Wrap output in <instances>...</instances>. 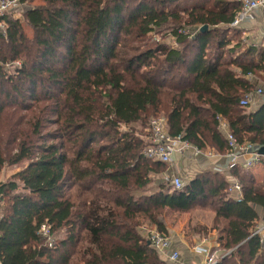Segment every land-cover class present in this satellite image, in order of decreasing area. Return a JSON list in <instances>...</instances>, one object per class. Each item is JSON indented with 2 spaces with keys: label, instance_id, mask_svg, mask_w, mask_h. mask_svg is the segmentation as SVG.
<instances>
[{
  "label": "trees",
  "instance_id": "1",
  "mask_svg": "<svg viewBox=\"0 0 264 264\" xmlns=\"http://www.w3.org/2000/svg\"><path fill=\"white\" fill-rule=\"evenodd\" d=\"M42 1L24 14L33 36L9 16L0 30V173L27 162L0 181V264H170L140 223L144 215L169 235L167 208L215 212L217 240L229 251L216 264H264V230L256 233L264 180L237 165L230 177L242 184L240 199L219 172L151 191L152 175L168 165L144 156L149 132L133 126L149 128L165 112L172 135L228 152L221 115L241 142L264 145V104L254 112L240 104L264 80V48L241 50L240 31L221 28L241 2L201 0L182 13L165 8L180 0ZM184 15L199 30L184 28ZM171 17L179 48L122 56L131 38ZM44 223L65 236L49 246Z\"/></svg>",
  "mask_w": 264,
  "mask_h": 264
},
{
  "label": "built area",
  "instance_id": "2",
  "mask_svg": "<svg viewBox=\"0 0 264 264\" xmlns=\"http://www.w3.org/2000/svg\"><path fill=\"white\" fill-rule=\"evenodd\" d=\"M21 3V0H0V14H4L6 11L17 8L21 5ZM259 8L264 14V0H243L241 8L236 12L233 20L227 24V26L230 28L241 27L251 18L255 10ZM197 30L199 29L197 28ZM172 38V47H179L176 37L173 36ZM255 95L263 96L264 88L258 87L254 91L246 93L241 98L240 104L244 107H249ZM217 119L219 122L218 128L225 134L228 141L229 150L227 155L230 158L228 165L229 170L237 165H242L244 168H252L257 164H264V155L259 152L260 147L258 145L254 143L241 142L230 130L229 123L223 116L219 115ZM148 132L149 143L144 148L143 154L145 157L152 160L170 165L173 163L174 156L176 154L186 155L194 158V160H197L207 154L205 150L185 138L183 134L172 135L168 127V120L164 116L152 118L149 124ZM242 158L244 159L241 160ZM215 171L221 172L223 169L216 168ZM164 180L175 190H180L185 186L184 180L179 175L166 173ZM229 189L230 194L235 199H240L243 196L242 184L239 180L233 179ZM2 207L3 200L0 188V217L3 214ZM263 230L264 222L258 226L256 233H261ZM39 233L46 238L49 246H53L55 237L50 224H42ZM148 238L150 239L152 246L156 248L162 256L169 258L171 261L179 259L180 253L173 250V239L170 235H165L158 229L152 228L148 231ZM198 249L201 252L207 253V264H216L215 257L213 254H210L208 248L201 246Z\"/></svg>",
  "mask_w": 264,
  "mask_h": 264
},
{
  "label": "crops",
  "instance_id": "3",
  "mask_svg": "<svg viewBox=\"0 0 264 264\" xmlns=\"http://www.w3.org/2000/svg\"><path fill=\"white\" fill-rule=\"evenodd\" d=\"M237 1H240L241 4L243 2V0ZM235 29H238L241 34V50L248 46H253L258 49L264 48V14L260 8L255 10L254 14L249 20H247V22L241 27ZM234 42L235 41H233V43ZM259 80L260 83L263 82V78ZM260 83L258 84V87L264 88V84ZM263 104L264 95H255L247 110L249 112H254ZM205 151L207 154L197 160L186 155L176 154L173 163L168 165L167 173L181 176L186 184L200 173L219 172L215 171V169L221 168L223 171L219 173L228 176L232 183L234 178L230 177L231 170L228 168L230 162V158L227 155L228 152L215 151L210 146H208ZM243 159L244 158L241 160ZM249 169L254 173L257 181H261V179L264 178V164H257ZM230 186L231 184H229V188ZM258 209L263 215L262 217H264L263 210L260 208ZM167 210L170 212V218L166 217V220L163 219V221L168 229L169 235L173 239V250L180 253L179 259L173 261L171 264H207L208 255L206 252H201L198 249L201 246L209 249L210 254L214 255L216 263L220 258L229 253L228 250L219 245L217 240L218 230L213 228L215 221V212L213 210L208 208H198L193 211L194 216H190L189 218L185 217V214L188 212L174 211L170 208H167ZM182 216L187 218L184 223L182 222V219L185 218ZM261 222H264V218H262Z\"/></svg>",
  "mask_w": 264,
  "mask_h": 264
},
{
  "label": "rangeland",
  "instance_id": "4",
  "mask_svg": "<svg viewBox=\"0 0 264 264\" xmlns=\"http://www.w3.org/2000/svg\"><path fill=\"white\" fill-rule=\"evenodd\" d=\"M135 2H137L138 0H134ZM134 1L132 2V4H134ZM201 1V0H180L177 3L174 2H168L166 3V10H181L185 7H189L190 5ZM39 4H43L42 0H30L28 2L25 3H21L20 6H18L17 8H13L9 11H6L4 14H0V30H4L6 28L7 25V19H5L6 16H9L11 18H19L25 27V31L27 32L28 35L33 36V30L32 28L27 25L26 21H25V12L27 9H30L34 6H37ZM158 7L160 8V5L157 3ZM183 13V11H182ZM187 20L186 15H184V19H183V23L184 24V28H186L188 31H193L197 29V25L189 23ZM177 25L176 21L174 19L169 18L168 21L164 22L161 26L155 28L153 31H150L149 33H147L144 37L139 38V39H134L131 38L132 40H129L128 43H126L127 45H125L123 47V53L122 56L124 58L129 57L135 53H138L142 50H145L147 47H151V46H156L157 44H167L168 46H170L172 48V26ZM223 27L221 28H225L228 29L229 27L226 25H221ZM130 39V38H129ZM180 46V45H179ZM179 48V47H177ZM17 63L19 62H15V63H10L7 65V68L9 70L10 73H13V69L14 66L17 65ZM260 84H264V80L262 83ZM159 116H164L166 117L165 112H160L158 114ZM156 115V116H158ZM154 118L153 116H151L148 120H147V124L149 122V120L151 121V119ZM146 124V126H147ZM133 126H135L137 128V131L139 132V134H146L148 127L144 128L142 125H140L139 123H134ZM169 127V125H168ZM54 128V126H53ZM146 137V136H145ZM148 138V136H147ZM27 165V162L18 164V165H6L3 167L1 173H0V181L1 182H7L12 178V175L16 172H18L19 170L23 169L25 166ZM168 172V168H163L159 173L152 175L153 176V181L150 184L149 188L152 189L151 191H155L159 188V184L161 182H166L164 180L165 174ZM263 179H261V181H263ZM175 216V215H172ZM190 216H194L193 212H188L187 214H185V217H190ZM166 217L170 218V212L165 209L164 213H163V217H161V219H165ZM184 217V216H182ZM184 217V218H185ZM146 217L144 216H140V223H141V228L143 229V231L145 232V236H148V231L152 228L157 229V227L154 225V223H152L151 221H148V219H145ZM180 219V218H179ZM187 220V218L182 219V222L184 223ZM65 231H61V232H57L56 235H54L55 240H60L61 238H63L65 236ZM83 264V263H82ZM171 264V262H170Z\"/></svg>",
  "mask_w": 264,
  "mask_h": 264
},
{
  "label": "water",
  "instance_id": "5",
  "mask_svg": "<svg viewBox=\"0 0 264 264\" xmlns=\"http://www.w3.org/2000/svg\"><path fill=\"white\" fill-rule=\"evenodd\" d=\"M207 28H208L207 25H203L201 29H202V30H205V29H207ZM259 152H260L261 154L264 155V145H263V146H260V148H259Z\"/></svg>",
  "mask_w": 264,
  "mask_h": 264
},
{
  "label": "bare ground",
  "instance_id": "6",
  "mask_svg": "<svg viewBox=\"0 0 264 264\" xmlns=\"http://www.w3.org/2000/svg\"><path fill=\"white\" fill-rule=\"evenodd\" d=\"M230 184H231V182H230Z\"/></svg>",
  "mask_w": 264,
  "mask_h": 264
}]
</instances>
